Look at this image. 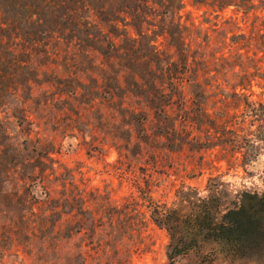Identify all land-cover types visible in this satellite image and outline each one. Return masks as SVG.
I'll use <instances>...</instances> for the list:
<instances>
[{
	"label": "rangeland",
	"instance_id": "obj_1",
	"mask_svg": "<svg viewBox=\"0 0 264 264\" xmlns=\"http://www.w3.org/2000/svg\"><path fill=\"white\" fill-rule=\"evenodd\" d=\"M183 1L186 41L196 57L204 54L210 60V68L221 70L223 60L214 62L211 55L224 53L226 77L232 79L238 47L256 51L264 63V0ZM155 6L159 11L145 10L139 19V4L112 2L101 19L95 16L111 45L98 35L80 42L53 38L47 49L30 51L28 66L4 79L0 264H164L168 235L151 220L147 195L170 204L182 182L204 193L210 174H221L229 190L264 189L261 141L255 142L258 154L244 171L218 162V149L202 150L199 156L158 135L149 97L166 83V63L178 65L179 60L178 36L166 32L175 30L171 18ZM233 34H242L237 46ZM257 80L248 98L226 93L231 85L223 81V94L212 88L205 100L207 123L214 126L225 108L236 113L245 103L258 107L264 121V87ZM141 115L149 122L145 136ZM210 131V136L195 134L209 146L219 144ZM190 163L196 164L194 172ZM109 205L120 210L115 224L96 226L91 212L103 215ZM98 244L94 258L90 248ZM232 264H264V259Z\"/></svg>",
	"mask_w": 264,
	"mask_h": 264
},
{
	"label": "trees",
	"instance_id": "obj_2",
	"mask_svg": "<svg viewBox=\"0 0 264 264\" xmlns=\"http://www.w3.org/2000/svg\"><path fill=\"white\" fill-rule=\"evenodd\" d=\"M112 2L139 4V19L145 10L159 11L155 4L163 7L162 15H167L168 20L171 18L170 24L175 28L174 31L167 29V35L178 36L174 45L178 65L173 61L166 63L163 68L166 83L159 84L157 93L149 97L158 135L180 145V150L186 147L199 156H203L202 150L218 149L221 155L218 162L224 160L228 169L242 167L245 171L258 154L260 145L255 142L261 141L264 145V121L257 112L258 107L245 103L242 108L236 107V113L225 108L221 120L210 126L205 100L212 88L216 92L225 89L222 81L231 85L226 93L248 98L255 93L253 80L259 78L256 82L264 87V63L256 51L241 52L238 47L235 61L230 65L232 79L226 77L228 70L224 69L229 63L224 53L220 57L211 55L214 62L223 60L221 70L210 68V60L204 54L196 57L184 36L188 26L181 20L183 0H0V94L5 90L4 79L12 76L15 68L28 66L30 51L37 47L47 49L53 38L80 42L82 37L94 41L98 35L104 42L108 39L106 45H111V39L104 36L95 16L101 19ZM235 5L240 7L238 3ZM137 13L134 11L132 15L138 17ZM131 25L136 27L134 23ZM241 35L233 34L231 42L237 46V38H243ZM258 37L261 39L263 34L259 33ZM219 73L222 81L218 80ZM139 123L144 128L143 135H147L148 117L141 115ZM210 130L219 144L209 146L206 144L209 142L195 134L204 132L210 136ZM195 165L190 163L193 172ZM221 176L210 174L204 193L182 182L170 204L146 196L151 220L168 235L164 264H181L180 260L191 261L185 264H218L219 261L232 264L264 259V189L229 190ZM119 211L116 205H109L103 215L91 212V220L96 226L105 222L115 224ZM139 219L143 221L140 211ZM100 245L90 248L94 258L99 254Z\"/></svg>",
	"mask_w": 264,
	"mask_h": 264
}]
</instances>
